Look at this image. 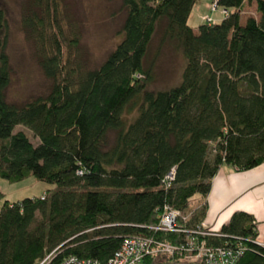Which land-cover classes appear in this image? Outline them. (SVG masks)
Here are the masks:
<instances>
[{
    "label": "trees",
    "instance_id": "obj_1",
    "mask_svg": "<svg viewBox=\"0 0 264 264\" xmlns=\"http://www.w3.org/2000/svg\"><path fill=\"white\" fill-rule=\"evenodd\" d=\"M194 1L121 0L120 39L89 67L78 58L79 34L61 0H28L21 25L50 86L21 102L6 98L11 69L0 36V177L31 175L52 185L3 200L0 264H38L46 256L60 264L68 255L106 264L132 235L184 243L181 230L151 229L163 207L193 229L205 204L189 209L190 200L206 197L222 164L245 170L264 162V0H217L226 14L193 28ZM245 1L255 2L258 16L242 21ZM5 24L0 5V32ZM157 28L159 47L170 43L184 64L177 84L152 90L145 59ZM256 234L252 216L237 210L198 240L240 241L235 264H264Z\"/></svg>",
    "mask_w": 264,
    "mask_h": 264
},
{
    "label": "rangeland",
    "instance_id": "obj_2",
    "mask_svg": "<svg viewBox=\"0 0 264 264\" xmlns=\"http://www.w3.org/2000/svg\"><path fill=\"white\" fill-rule=\"evenodd\" d=\"M211 1H194L188 17V23L193 28L205 22L206 17L221 16L219 11L210 10ZM27 3L28 0H0L6 17V24L0 36L5 38V51L11 69L6 98L16 102L44 95L50 86V80L43 75L37 63L33 43L26 38L21 25V11ZM61 3L64 12L68 13L75 25V31L79 34L78 58L89 67L97 66L120 39L121 0H61ZM242 11L243 21L253 9L250 5H245ZM145 60L152 64L153 80L148 84L149 89L168 88L179 82L184 60L170 43L165 42L159 47V28L150 42ZM130 114L128 113L127 116ZM30 138L33 142L36 141L35 138ZM51 188V184L38 181L31 175L15 182L0 177V192L4 194L0 199V206L4 199L16 201L23 197L38 196ZM200 201V195H194L190 200L189 209L199 207ZM154 256H160L162 258L160 261L167 257L163 253ZM191 256L193 255L176 252L172 257L184 260L185 257Z\"/></svg>",
    "mask_w": 264,
    "mask_h": 264
},
{
    "label": "built area",
    "instance_id": "obj_3",
    "mask_svg": "<svg viewBox=\"0 0 264 264\" xmlns=\"http://www.w3.org/2000/svg\"><path fill=\"white\" fill-rule=\"evenodd\" d=\"M211 11H219L222 15L226 14V10L217 6V0L210 3ZM205 21L215 22L216 19L209 16ZM171 171L168 178L172 176ZM179 212L176 209L164 206L158 219V223L151 226L155 231H178L185 233L184 243L170 244L155 240L152 237L144 235H132L125 237L120 246L114 251L112 256L107 260L106 264H143L145 257L154 256L158 253L167 255L166 259L156 264H235L237 257L242 253L243 244L240 241L232 245L209 246L199 242V237L208 234H214L204 221L193 229H182L179 223ZM257 242V241H256ZM261 246L263 243L257 242ZM177 253H185L193 255L184 260H178L173 256ZM38 264H49V256H46ZM60 264H99L95 259L81 258L75 255H68Z\"/></svg>",
    "mask_w": 264,
    "mask_h": 264
},
{
    "label": "crops",
    "instance_id": "obj_4",
    "mask_svg": "<svg viewBox=\"0 0 264 264\" xmlns=\"http://www.w3.org/2000/svg\"><path fill=\"white\" fill-rule=\"evenodd\" d=\"M245 5L252 7L250 15L258 16L254 1H245ZM200 202L205 204L202 219L212 230H219L234 211L249 213L255 223V239L264 244V162L245 170L222 164L212 177L208 194Z\"/></svg>",
    "mask_w": 264,
    "mask_h": 264
}]
</instances>
